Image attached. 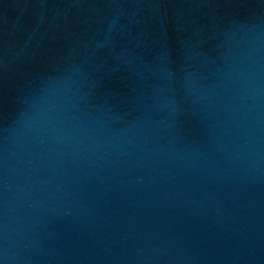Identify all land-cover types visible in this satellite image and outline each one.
Returning a JSON list of instances; mask_svg holds the SVG:
<instances>
[{"label":"water","instance_id":"95a60500","mask_svg":"<svg viewBox=\"0 0 264 264\" xmlns=\"http://www.w3.org/2000/svg\"><path fill=\"white\" fill-rule=\"evenodd\" d=\"M0 264H264V0H0Z\"/></svg>","mask_w":264,"mask_h":264}]
</instances>
